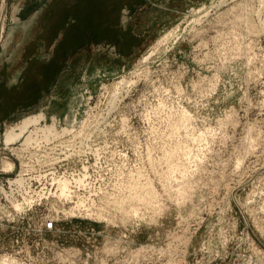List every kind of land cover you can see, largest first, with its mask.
<instances>
[{
    "label": "rangeland",
    "instance_id": "obj_1",
    "mask_svg": "<svg viewBox=\"0 0 264 264\" xmlns=\"http://www.w3.org/2000/svg\"><path fill=\"white\" fill-rule=\"evenodd\" d=\"M15 5L37 17L4 51ZM98 54L121 74L83 79L77 124L0 141V264H264V0H0L1 137L42 106L63 113L58 82ZM181 111L203 142L169 133ZM179 142L200 167L167 178ZM132 183L156 202L132 205Z\"/></svg>",
    "mask_w": 264,
    "mask_h": 264
},
{
    "label": "bare ground",
    "instance_id": "obj_2",
    "mask_svg": "<svg viewBox=\"0 0 264 264\" xmlns=\"http://www.w3.org/2000/svg\"><path fill=\"white\" fill-rule=\"evenodd\" d=\"M18 9L19 8L16 5L13 7V12H12V15H11L12 21H13L12 22V26L9 27V29L7 31L8 34H7L6 38H5V41H4L3 45L1 46V47H4V51L8 49V47H9L8 44L10 42V39L14 36L15 30L17 28H19V26L23 27L24 30H27V28H30L34 24V22L36 21V17L37 16L35 14L33 19H31V20H29L27 22L23 21L24 23H22L19 20V18L17 17ZM178 27L179 26L167 31L168 35H167L166 39L176 40L177 35H178V33H177ZM114 55L115 54L113 52H109L108 53V56H110V57H112ZM236 55H238V54H236ZM112 59H114V57H112ZM233 59H235V58H233ZM236 59L238 61V58H236ZM100 62L101 63L104 62L103 56H101L99 54L98 55H93V57H89V59L87 60L88 65H91L92 68H91V70L89 69L90 67L86 68V70L84 71V73H85L84 77L71 78L68 75H65L58 82L56 88H58L59 91H62L63 94L59 95V93L57 92L55 95L53 94L51 97L56 99V100L60 99V102L63 105V107H62L63 113L61 112V110H54V111L50 112L49 108H44V106H42L35 113L24 114L22 116L21 120L19 121L18 125H13V124L9 125L8 124L7 126H5V129H4V132H3V136L1 137V134H0V141H2L3 145L5 147H8L10 144L19 142V140H24L23 141L24 142V146L28 147L30 144H33V142L35 141V139H34L35 136H38V135L42 134L45 137V139L47 141H49L50 136H52L55 132L59 131L60 129L63 130V131L67 130L73 124H77V122L79 120L78 117L80 116L81 112L83 111L82 109H80V106L83 103L82 100H83L84 92H85V85H84L83 79H85L87 77H88V79H94L95 77H105V76H107V77L108 76L117 77V76H119L121 74V72H120V68H121L120 67V62L109 64L107 67L105 66L107 69L104 68V69H101V70L99 69V67H97L98 66L97 64L100 63ZM101 66L103 67L104 65H101ZM224 66H223V68H225ZM122 67H125V65H123ZM122 83H123V81H119V83L116 84V87L118 88L120 85H122ZM173 120H172V123H174V124H172V127H174V128H172L170 130L171 132H169V133H171V135L174 138L179 136V132L180 131H183V135H184L183 143L184 144L185 143L187 144L189 142H194V141H196V142L197 141H199V142L202 141L203 142L202 139L205 138L204 135L199 137V136H196L195 134H192L193 130L191 131V127H193L195 119L191 117L189 112L181 111V112H179L176 115L175 122ZM72 128H74V126ZM180 137L182 138V136H180ZM177 138H179V137H177ZM180 142H181V140H180ZM180 142H179V146L174 147V148L172 147L171 149L165 151L166 152L165 156L167 158L166 160H167V164H168L167 171H166L167 178H171L173 175H176V173H179V175H182V177L180 176L181 178H183L185 176L187 177L188 173L189 174L192 173L190 171L191 169L189 170V168H188V163L191 162V161H193V163H196L195 165L193 164V166H195V168H193V166H191L194 171L196 170V168L200 167L198 165V163L196 162L197 161L196 158L199 159V157H198L199 155L196 154V155L192 156L191 150L190 149L188 150V148H186L185 146L180 145ZM170 159L171 160L174 159L176 162L175 161H173V162L169 161ZM194 159H195V162H194ZM6 167L10 168L9 165H7ZM67 182H65V181L64 182H60V184H59V191H60L59 192L60 193L59 197L61 199L64 198V197L68 199L70 197L69 196V191L70 190H69V185H68ZM17 183H19V185H20V182H17ZM130 186L133 188V191L135 192L134 195L131 196L132 198L130 197L131 200H132L131 202L129 201L130 203H132V202H145V204L148 203V205L150 206L149 203H152L154 201L156 202L158 196H157V193L155 192V190L152 188L153 186L150 187L149 185H147V186L145 185V187L143 188L144 185H142V187L140 186L141 187L140 188L138 186V183L137 184L136 183H132V184H130ZM190 194H192V193H190ZM30 196L31 197L26 198L24 204L15 205V208L18 211H20V213H21V211H23L25 209V205L26 206H31L33 203H35L36 200H38L37 198H41L39 194H37L35 196H32L30 194ZM201 199H203V197L199 198V202L202 201ZM120 203H122V202H120ZM123 204H125V203L123 202ZM132 205H133V203H132ZM134 205L136 206L137 204L135 203ZM152 206H154V205H152ZM22 207H23V209H22ZM128 209H130V208H128ZM131 210H133L131 214L134 213L133 214V218H134L135 217L134 215L137 214L138 210H136L135 207H134V209L132 208ZM73 212L74 211H72L68 215L74 216ZM85 216H87L89 218L93 217V216L88 215V214L85 215ZM92 219L106 220L104 214H100L98 216H94V218H92ZM220 234H221L220 236H222V235L224 236V234L222 233V230L220 231ZM222 242H223V240H221V243Z\"/></svg>",
    "mask_w": 264,
    "mask_h": 264
}]
</instances>
